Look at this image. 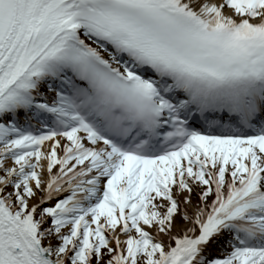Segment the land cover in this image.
Returning a JSON list of instances; mask_svg holds the SVG:
<instances>
[{"label": "snow or ice", "instance_id": "1", "mask_svg": "<svg viewBox=\"0 0 264 264\" xmlns=\"http://www.w3.org/2000/svg\"><path fill=\"white\" fill-rule=\"evenodd\" d=\"M0 264H264V0H0Z\"/></svg>", "mask_w": 264, "mask_h": 264}]
</instances>
